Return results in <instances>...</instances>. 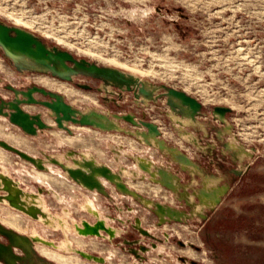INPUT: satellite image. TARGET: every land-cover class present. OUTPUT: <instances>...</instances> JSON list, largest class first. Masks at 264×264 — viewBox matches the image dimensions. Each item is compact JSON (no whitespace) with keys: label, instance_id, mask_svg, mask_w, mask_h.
I'll list each match as a JSON object with an SVG mask.
<instances>
[{"label":"rangeland","instance_id":"rangeland-1","mask_svg":"<svg viewBox=\"0 0 264 264\" xmlns=\"http://www.w3.org/2000/svg\"><path fill=\"white\" fill-rule=\"evenodd\" d=\"M0 18L27 28L48 43L68 49L78 57H86L99 64L121 65L120 68L126 70L137 69L138 74L154 83L184 89L201 100L204 114L199 119L210 135L204 137L203 130L188 129L201 138V144L208 153L198 150L177 135L166 114L169 107L164 98L141 105L135 102L133 92H125L122 98L117 97V101L107 100L106 93L97 88H84L48 73L20 72L0 51V92L5 96L12 94L4 88V84L11 82L21 86L33 82L63 93L77 107H96L118 113L134 112L139 117L154 120L162 127L163 137L169 143L178 144L184 151H189L199 163L204 159L203 154L210 156L212 153L209 152H219L226 162L225 169L220 171L222 176L215 180L233 187L225 194L219 208L214 212L209 207L206 210H209L212 218H222L202 224L201 218L196 215L188 225H167V230L174 226L184 238L194 241L203 249L185 250L176 244H167V252L174 257L188 253L205 264H264V244H259L260 241L264 242V0H0ZM85 81L100 85L96 81ZM38 97L43 98L41 94ZM215 105L231 107L227 118L233 124L236 140H232L229 133L220 140L215 136L212 128L221 125L213 117ZM25 108L33 112L42 111L45 120L53 122V117L44 106L26 104ZM122 124L133 127L126 121H122ZM70 125L74 133L55 126L31 135L11 123L7 117L0 116V138L33 155L43 156V151H46L68 162L71 160L65 157V153L69 149L82 150L113 169L119 165L110 148L116 147L121 149L117 154L124 171L130 174L142 172L135 162L125 158V154L144 153L171 164L181 174L184 186L192 177L195 180L194 188L202 186L205 181L210 183L207 174L219 169L201 163L203 175L180 171L176 163L152 147L138 145L132 135L123 131ZM210 141L217 143L213 149L206 147ZM223 141L242 143L254 154L248 156L239 151L234 156L230 149L223 146ZM2 164L14 178L21 179L24 188L36 192H39L38 187L48 189L47 192L43 191L46 195L42 193L46 205L49 204L56 214L64 215V218L61 217L67 220V229L64 228L67 237L60 241L61 251L52 250L44 244L37 245L40 253L61 264H100L69 253L74 245V248L85 247L86 234L80 230L81 226L84 227L82 220L85 218L74 217L85 215L79 209L103 218L110 229L120 232L111 224L105 209L112 214L124 212L125 216H131L125 208L120 209L114 203L119 206L130 204L138 210L137 214L144 218L147 226L156 225L137 201L118 196L120 198L110 204L96 191H86L69 179L59 165L48 162L47 167L51 169H38L31 161L0 145ZM243 171L241 176L232 175L233 172ZM126 180L147 197L168 199L178 204V199L168 197L167 188L161 185L154 189L155 184L149 180L131 177ZM105 183L110 186L106 180ZM78 191H81L82 199H78ZM2 206L0 221L17 231L34 233L38 230L47 239L53 231L26 213L8 205ZM223 218L225 221L221 220ZM70 224L71 227H68ZM54 231L59 233L58 237L62 236L58 230ZM252 240L255 243H249ZM87 247L108 253V260L115 254V258L106 264H134L130 253L118 247L112 248L104 240L91 239ZM151 256L158 257L155 253Z\"/></svg>","mask_w":264,"mask_h":264},{"label":"water","instance_id":"water-1","mask_svg":"<svg viewBox=\"0 0 264 264\" xmlns=\"http://www.w3.org/2000/svg\"><path fill=\"white\" fill-rule=\"evenodd\" d=\"M0 50L20 72L48 73L60 79L73 82L78 76L98 79L101 83L97 89L106 93L105 98L107 100L113 99L117 101L116 98H112L109 94L122 98L125 92H133L135 102L141 105H149V102H157L159 99L164 98L169 107L166 114L171 121L173 130L184 141L195 145L198 150L208 153L201 144V138L188 129V127L197 130L201 129L204 131V137L210 135L199 119V116L204 114L203 103L184 89L164 83H154L133 71L113 65L99 64L86 57H78L68 49L48 43L37 33L17 24L8 23L1 18ZM78 85L84 88L90 87L89 84L78 83ZM6 87L15 92V97L10 100L1 97L0 116L4 115L11 123L18 125L28 134L37 135L39 130L55 126L74 133L71 123L81 126H92L106 131H123L132 135L133 138L141 143L156 149L170 159L171 162L176 163L181 169L180 171L204 174L201 164L194 160L188 152L184 151L178 144L169 143L163 137L160 125L154 120L139 117L134 112L118 113L96 107H77L69 102L61 92L37 84H33L27 90L18 89L12 83H8ZM36 93L49 96L51 99H39L35 96ZM21 94L23 97H20ZM26 104L44 106L47 109V113L55 120L56 125L47 122L42 111L31 112L25 109L24 106ZM230 111L231 107L226 105H215L213 107V117L221 122L219 127L212 128L215 130V136L219 140L227 133L231 135L232 140L237 139V134L233 132V124L227 118V113ZM122 121L130 123L133 127L124 126ZM222 144L226 149H230L234 156L239 151L248 156L254 154L242 143H234L233 141L224 143L223 141ZM0 145L31 161L39 169L47 168L46 159L60 165L69 179L84 188L97 189L107 193L104 181L106 179L110 183L115 184L119 191L132 195L145 206L156 210L159 215L177 216V218L185 215L184 211L176 209L170 204L143 195L126 182L125 178L131 177L132 179H149L172 190H177L183 186L179 172H173L170 166L159 164L146 154H125L127 157L132 158L143 171L141 174L136 171L130 174L124 171L125 168L120 163L119 154H117L121 152V149L116 147L110 148L114 153L115 161L119 165L117 169H113L108 164L97 160L95 156H87L82 150L69 149L66 152V157L72 162H67L59 158L57 154L47 153L46 151H43L46 159L36 157L4 139H0ZM38 188L39 192L42 193L44 188ZM228 189V184H223L218 188H211L210 183L205 181L196 195L201 205L213 208L221 200V194L226 193ZM21 194H23V189L15 179L11 177L2 178V184L0 185L1 201L8 200L12 207L24 211L33 218H39V213H45L35 203H28L21 197ZM83 224L84 227L80 230L86 235H102L101 229L107 232L110 231V227L100 218L94 224L84 219ZM1 234L7 235L12 243L18 245H20L19 239L24 237L0 221ZM33 238L42 243L53 244L39 234L33 235ZM77 251L88 258H94L99 261L105 260L103 257L93 256L81 249H77ZM17 257V254L13 251L12 244L7 245L0 240V258L8 264H16Z\"/></svg>","mask_w":264,"mask_h":264},{"label":"flooded vegetation","instance_id":"flooded-vegetation-1","mask_svg":"<svg viewBox=\"0 0 264 264\" xmlns=\"http://www.w3.org/2000/svg\"><path fill=\"white\" fill-rule=\"evenodd\" d=\"M86 79L92 80L93 82L96 81V82H98V84L101 83L100 80L92 78V77H87V76H82V78L77 77V81H75V83L77 85H78V83L89 84L90 87L88 89H92V88L94 89V88H97L99 86L95 83H90L91 81H85ZM9 83H11V82H9ZM7 84L8 83L4 84V88L9 90L12 95L11 96H7V95L5 96V95H3L2 92H0V103H1V97L5 98L7 100L13 99L15 97V92L12 89L7 88L6 87ZM33 84H35V83L31 82V83H27L26 85L22 84L21 86H18L15 84H13V85L15 87H17L18 89L27 90ZM38 94H41V93L35 94V96L37 98H39ZM41 95L43 96V98H39V99H51V97H49V96H46L43 94H41ZM20 97H23V95L21 94ZM111 97L117 99L118 96L117 95H111ZM31 112H33V111H31ZM40 131L41 130H39V132ZM224 143H227V141H224ZM216 144L217 143L210 141L209 143L207 142L206 147L208 149H213V146H215ZM194 151H196V149H194ZM209 153L210 154L212 153V155H210V156L207 154L202 155L204 157V159L201 160V163L203 165L208 164L209 166L219 168V169L215 168L216 170L213 174H207L209 177L208 178L209 181L211 180L210 187L211 188H218V187H221V185H223V184L220 181H216L215 179H216V177L218 178V176H222L220 171L225 169L226 159L221 157L219 152L215 153L212 151ZM189 154L191 155V157L194 160H196V158L193 154H191L190 152H189ZM44 156L45 155L43 154V156H38V157L45 159ZM78 157L81 158L80 155H78ZM201 163H199V164H201ZM233 174L235 177L241 176L244 174V171L241 173L233 172L232 175ZM126 179H127V177L125 178V180ZM126 182H127V180H126ZM194 182H195V180H193V178L191 177L185 186L183 185V186L179 187L177 190H172V189L167 188L168 197L170 196V197H173V198L175 197L176 199H178V204H176L173 201L168 200V199L154 198L156 200L162 201L163 203L170 204L173 207H175L176 209L184 211L185 215H183L181 218H177V216L171 217L169 215H164V216L159 215L156 210H153V208H149V207L145 206L137 198L133 197L132 195L122 193L121 191H119L116 188L115 184L110 183V182H109L110 186H107L105 183V187H106L105 189H106L107 193L98 191L97 189H93V191H96L100 197L101 196L105 197L108 200V203H110V204H111V201L114 203L115 200H118L117 198H120L118 196L131 198V199L137 201V203L139 205H141L144 209L147 210V212H148L147 214L149 215L148 218H153L156 225L153 227L147 226L145 224L144 218L137 214L138 210L133 205L126 204L124 206H119L117 203H114L116 205V207L118 206L120 209L125 208V210L128 212V214H132L131 216H128V215L125 216L123 214L124 212L112 214V213H109L105 209V213L109 217L111 224L113 225V227L115 229H119L120 232H107V231L103 230L104 236L98 235L96 237H95V234H87L86 237L84 238L86 241L85 247L84 246L79 247V249L81 248V250H84V251L88 252L89 254H92L93 256L103 257L105 260L101 262V261L96 260L94 258L90 259V258L84 256L83 254L79 253V252H76V254L79 257H81L82 259H84L85 261H93V262L100 263V264H106V263L110 262L112 259L115 258V256H116L115 254L113 255V257L110 260H108V259H106L108 253L104 254L103 251H99L97 249L87 247V242L90 241L91 239H101V240H104L105 242H107L112 248L118 247V248L130 253L132 255L134 264H167L161 259H165L167 261H174V262H176V264H205V263L200 262L194 255H190L188 253H180V254H177L176 257L172 256L171 253H168L167 247L165 246L167 244H170V245L176 244L185 250L186 249H188V250L193 249L196 251H203V249L201 248L200 245L196 244L194 241H192L188 238L187 239L184 238L180 232L175 230L174 226L170 228L171 230H167L166 226L167 225H178V224L179 225H183V224L188 225L190 223V220L193 219V217L196 215H198V217L201 218V221L203 222L202 224L212 223L214 220L216 221L217 219L219 220L222 217L212 218V215L209 214V210H206V208L209 207L210 210H212V212H214L217 208H219V206L222 205L224 202L225 194L228 193L233 186L231 185L226 193L221 194V200L217 204H215V206L212 208L210 206L200 204L199 198L197 197L196 193L199 192V189L202 186H199L198 188H194V186H195ZM38 190H39V188H38ZM87 190L88 189L86 188V191ZM43 191L47 192L49 190L44 188ZM90 191H91V189H90ZM114 191L116 193H114ZM44 192H42V193L46 195V193H44ZM78 193L80 195L78 199H82L81 198V191H78ZM80 201H79V206H80ZM198 206H200V207H198ZM61 210H59V211H61ZM79 211L83 212L85 215H81L80 217L74 216L75 218H77V219L85 218L91 224H94L98 221V218H96L95 216L90 214L88 211L85 210L86 212H88V214L90 216H88V214L83 210L79 209ZM54 212H56V211H54ZM71 212H72V214L74 213V211H72V210H71ZM27 216L30 217L29 215H27ZM82 216H85V217H82ZM221 220L225 221V218H223ZM117 222H119L120 224H116ZM192 225H193V223H191V226ZM7 227H9V226H7ZM10 228H12V227H10ZM12 229H14V228H12ZM54 230H58L62 236L58 237L59 233L54 231ZM15 231L17 233L21 234L22 236H24V237L19 239L20 245L12 243L11 239L7 235H4V234L0 235V240L7 245L12 244L13 251L18 256L16 259V264H61V263L55 261L54 259H52L46 255H43L42 253H40L38 251L37 245L42 243V242L36 241L33 238L31 232H21L19 230L18 231L15 230ZM52 233H54V234H52ZM63 238H64V234H63L61 229H53V231L48 235V239H47L48 241L52 242L53 244L45 243L44 245H46V246L48 245L47 247L52 249V250L61 251L60 249L57 248V246H58V244H60V241ZM249 243L253 244L255 242L253 241V242H249ZM259 244H264V242L260 241ZM160 248H162L161 251L159 250ZM153 253H155L158 257L157 258L152 257L151 254H153ZM0 264H8V263H6L3 259L0 258Z\"/></svg>","mask_w":264,"mask_h":264},{"label":"bare ground","instance_id":"bare-ground-1","mask_svg":"<svg viewBox=\"0 0 264 264\" xmlns=\"http://www.w3.org/2000/svg\"><path fill=\"white\" fill-rule=\"evenodd\" d=\"M115 65V64H114ZM119 65V64H118ZM118 67V66H117ZM120 67H121V65H120ZM137 69H135V70H130V71H133V72H137L136 71ZM137 73H139V72H137ZM51 89V88H50ZM59 92V91H58ZM63 94V93H62ZM72 103V102H71ZM26 106V105H25ZM24 106V107H25ZM25 109H27V108H25ZM46 111H47V109H46ZM44 114V113H43ZM1 116H4V115H1ZM5 117V116H4ZM49 123H52V124H54V125H56V122H55V120L53 119V122H49ZM65 130V129H64ZM162 130V129H161ZM163 131V130H162ZM1 139V138H0ZM5 140V139H4ZM7 141V140H6ZM9 142V141H8ZM10 143V142H9ZM11 144H13V143H11ZM16 146V145H15ZM147 146V145H146ZM149 147H151V146H149ZM26 151V150H25ZM28 152V151H27ZM84 152V151H83ZM29 153V152H28ZM85 153V152H84ZM31 154V153H30ZM52 154V153H51ZM86 154V153H85ZM33 155V154H32ZM87 155V154H86ZM34 156H36V155H34ZM87 156H89V155H87ZM90 156H94V155H90ZM124 156V155H123ZM36 157H38V156H36ZM65 157H66V153H65ZM122 157V156H121ZM44 158L46 159V156H44ZM67 158V157H66ZM96 158V157H95ZM97 159V158H96ZM70 160V159H69ZM98 160V159H97ZM66 161V160H65ZM100 161V160H99ZM52 163L51 161H48L47 159H46V161H45V163H46V167H47V163ZM68 162V161H67ZM72 162V161H71ZM102 162V161H101ZM53 164H55V163H53ZM136 164V166L140 169V167L137 165V163H135ZM35 165V164H34ZM50 165V164H49ZM56 165H58V164H56ZM5 165H0V185L2 184V178L3 177H5V178H8V177H11V178H13V179H15L17 182H18V184H19V186L23 189V194H21V197L23 198V199H25L28 203H35L36 204V206H38L40 209H42L45 213L43 214V213H39V218H34V219H36V221L37 222H40V223H42L43 225H45V226H47V227H49V228H51V229H61L62 230V232H63V234H64V236L65 237H67V235H66V233H65V229H67V228H65V226L66 225H68L67 223V220H64L63 218V216L60 214V215H58V214H56V212H54L52 209H51V207L49 206V204L48 205H46V202H45V199H44V197H43V195H42V193L41 192H36V191H31V190H29L28 188H24L21 184H22V181H21V179H17V178H14L13 176H12V174L10 173V172H8L7 170H6V166L4 167ZM36 166V165H35ZM60 166V165H59ZM49 167V166H48ZM48 167L46 168V169H41V170H47L48 169ZM61 167V166H60ZM52 168V167H51ZM50 167H49V169H51ZM62 168V167H61ZM39 169V168H38ZM63 169V168H62ZM64 172H65V170H63ZM140 171L141 172H143L142 171V169H140ZM66 173V172H65ZM40 177V176H39ZM37 179H38V176H37ZM40 179V178H39ZM19 180V181H18ZM42 180V179H41ZM106 179H104V181H105ZM107 181V180H106ZM107 182H109V181H107ZM209 182H211V180L209 181ZM76 183V182H75ZM129 184V183H128ZM107 185V184H106ZM131 186V185H130ZM133 186V185H132ZM82 187V186H81ZM86 189V188H85ZM88 190H90V189H88ZM91 191H93V190H91ZM84 193V192H83ZM86 193V192H85ZM84 196V195H83ZM93 196V195H92ZM94 197V196H93ZM88 198V197H87ZM90 198H91V196H90ZM89 198V199H90ZM93 198H91V200H92ZM90 200V201H91ZM96 200V199H95ZM84 201V200H83ZM87 201V200H86ZM89 201V200H88ZM65 202H66V200H65ZM97 203V202H96ZM8 205L9 207H11L12 209H15V210H18V211H20V212H22V213H24L25 214V212L24 211H22V210H20V209H17V208H15V207H12L10 204H9V202H8V200H4V201H1L0 200V210L3 208V206L2 205ZM81 205H82V203H81ZM83 205H84V203H83ZM97 205V204H96ZM95 205V206H96ZM94 207V206H93ZM99 207V206H98ZM198 207H200V206H198ZM95 208V207H94ZM101 208V207H100ZM83 209V208H82ZM84 210V209H83ZM102 210V209H101ZM98 211H99V209H98ZM12 212H14V211H12ZM64 212V211H63ZM90 212V211H89ZM101 212V211H100ZM99 212V213H100ZM14 213H16L17 214V212H14ZM65 213V212H64ZM27 214V213H26ZM66 214V213H65ZM68 214V213H67ZM103 214V213H102ZM101 214V215H102ZM28 215V214H27ZM100 215V216H101ZM104 215V214H103ZM30 216V215H29ZM63 218H62V217ZM68 216V215H67ZM70 216V215H69ZM95 216V215H94ZM30 217H32V216H30ZM108 217V216H107ZM33 218V217H32ZM68 218H70V217H65V219H68ZM74 218V217H73ZM97 218V217H96ZM105 218V217H104ZM77 219V218H76ZM76 219H75V221H76ZM83 219V218H82ZM70 220V219H69ZM84 220V219H83ZM82 220V221H83ZM87 220V219H86ZM102 220H103V218H102ZM81 221V220H80ZM107 221V220H106ZM72 222V221H71ZM79 222V221H78ZM74 223H76V222H74ZM80 223H82V222H80ZM58 224H60V227L58 228L57 226H58ZM71 225L72 224H70L68 227H71ZM78 225V224H77ZM110 225V224H109ZM33 226V225H32ZM75 227H76V225H74ZM84 226V225H83ZM112 226V225H111ZM37 227V226H36ZM67 227V226H66ZM65 228V229H64ZM74 228V227H73ZM79 228H80V225H79ZM81 228H82V226H81ZM71 229V228H70ZM69 229V230H70ZM76 229V228H75ZM78 230V229H77ZM102 230V229H101ZM144 230V229H143ZM38 230H36V231H34V233H32V236L33 235H40V236H42V237H44L45 239H47L43 234H41V233H39V232H37ZM70 231H72V230H70ZM76 231V230H75ZM79 232V231H78ZM109 232H115L113 229H110V231ZM69 233V232H68ZM80 233V232H79ZM81 233H83L82 231H81ZM101 233H102V235L101 236H104V234H103V230L101 231ZM149 233V232H148ZM83 234H85V233H83ZM82 234V235H83ZM73 235V234H72ZM78 235V234H77ZM81 235V236H82ZM69 236H70V233H69ZM80 236V235H79ZM95 236H98V235H95ZM64 242V241H63ZM66 242V241H65ZM73 242V241H72ZM71 242V243H72ZM40 244H45V243H40ZM56 244V243H55ZM64 244H66V243H64ZM48 246V245H47ZM53 247V246H52ZM74 247H75V245H74ZM73 247V249H71V250H69V253H76V252H78L77 251V249H79V247L78 246H76V248H74ZM57 248L58 249H60L61 250V245L60 244H58V246H57ZM66 249H67V246H66ZM81 249V248H80ZM91 259V258H90ZM102 262V261H101Z\"/></svg>","mask_w":264,"mask_h":264},{"label":"crops","instance_id":"crops-1","mask_svg":"<svg viewBox=\"0 0 264 264\" xmlns=\"http://www.w3.org/2000/svg\"><path fill=\"white\" fill-rule=\"evenodd\" d=\"M134 140H135V142L138 144V145H141L142 147H144V146H146V144H144V143H141L140 141H138L137 139H135L134 138ZM148 146V145H147ZM122 147V146H121ZM124 148V147H123ZM152 149H154V148H152ZM155 151H157L156 149H154ZM130 152V151H129ZM132 153V152H131ZM138 154H144V153H138ZM147 155V154H146ZM148 156H150V155H148ZM125 158H128V159H130L131 160V162H135L132 158H130V157H127V156H125ZM154 159V158H153ZM157 159V160H156ZM156 159H154V161H156V162H158L159 164H165V165H168V166H170V168H171V170L173 171V172H178L177 170H175L172 166H171V164H168V163H165L163 160H161L160 158H156ZM180 176H181V174H180ZM182 178V177H181ZM141 179V178H140ZM142 180H149V179H142ZM150 182H151V180H149ZM152 183L153 184H155V186H154V189H156L155 187H157V186H159V185H161V184H159V183H156V182H153L152 181ZM161 186H163V185H161ZM163 187H165V186H163ZM165 188H167V187H165Z\"/></svg>","mask_w":264,"mask_h":264}]
</instances>
